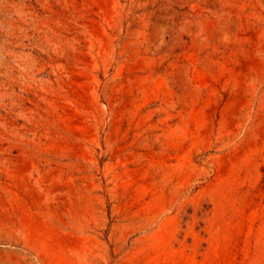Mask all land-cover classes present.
<instances>
[{"label": "rangeland", "instance_id": "rangeland-1", "mask_svg": "<svg viewBox=\"0 0 264 264\" xmlns=\"http://www.w3.org/2000/svg\"><path fill=\"white\" fill-rule=\"evenodd\" d=\"M263 225L264 0H0V264H253Z\"/></svg>", "mask_w": 264, "mask_h": 264}, {"label": "bare ground", "instance_id": "bare-ground-1", "mask_svg": "<svg viewBox=\"0 0 264 264\" xmlns=\"http://www.w3.org/2000/svg\"><path fill=\"white\" fill-rule=\"evenodd\" d=\"M116 3V2H115ZM120 4V3H119ZM114 7V6H113ZM120 7V6H119ZM120 9V8H119ZM118 11V10H117ZM116 13V12H115ZM108 14V13H107ZM66 17V16H65ZM108 20V19H107ZM109 20H110V18H109ZM112 22V21H111ZM220 22V21H219ZM211 25V24H210ZM98 29H100V28H98ZM100 31V30H99ZM102 31V30H101ZM100 31V32H101ZM105 33V32H104ZM103 34V33H102ZM94 35V34H93ZM98 35V34H97ZM95 36V35H94ZM101 37V36H100ZM95 40H97V39H95ZM102 40V39H101ZM105 42V41H104ZM103 43V42H102ZM106 43V42H105ZM92 45V44H91ZM128 45V44H127ZM97 47V46H96ZM262 47V46H261ZM96 53V52H95ZM91 63V62H90ZM87 76V75H86ZM247 77V76H246ZM244 78V77H243ZM245 79V78H244ZM247 79V78H246ZM250 81V80H249ZM260 81H261V79H260ZM241 83V82H240ZM87 85H88V82H87ZM257 87H256V85H255V82L254 81H250V82H245L244 83V89L243 90H245L244 92H245V94H246V96H248V95H254V94H256V92H255V89H256ZM89 89V88H88ZM87 93V92H86ZM93 96V95H92ZM69 99V98H68ZM77 99V98H76ZM249 99L250 98H248V97H245L242 101H241V103H240V105H239V111H238V116L240 117V120H238V124H237V127L235 128V130L232 132V136H235L236 134H239V133H241V128H244V124L246 123V121H248L249 122V115H248V112L249 111H251V108H252V106H251V104L252 103H250L249 102ZM112 105V104H111ZM104 107V106H103ZM237 110V109H236ZM83 115V114H82ZM83 121V120H82ZM247 122V123H248ZM81 125V124H80ZM89 126V125H88ZM229 130V129H228ZM228 130H226V131H228ZM229 132H230V130H229ZM234 138V137H233ZM80 153V152H79ZM104 153V152H103ZM250 154V153H249ZM253 154V153H252ZM249 161V160H248ZM236 165H238L237 163H236ZM241 166V165H240ZM239 166V167H240ZM178 167H180V166H178ZM182 167V166H181ZM233 186V183H232V179H231V177L228 175V176H224V178H222V181H221V184L219 185V183L217 184V183H215V185H213L212 186V188H211V195L216 199V197H218V200H217V203H219V202H221L222 201V199H224L225 198V201H228L229 199H228V197L226 198V195L228 194V192H230V190H232V187ZM163 192V191H162ZM113 194V193H112ZM162 194V193H161ZM164 194V193H163ZM162 194V195H163ZM160 195V194H159ZM161 195V196H162ZM177 196V195H176ZM160 197V196H159ZM164 196H162V198H163ZM166 197V196H165ZM161 198V199H162ZM163 200H165L164 198H163ZM220 200V201H219ZM167 201V200H166ZM165 201V202H166ZM163 201H161V205L164 203H162ZM86 204V203H85ZM76 205V204H75ZM163 206H164V204H163ZM167 206H168V204H167V202H166V206H164L163 208H167ZM78 207V206H77ZM219 209V208H218ZM164 210V209H163ZM167 210V209H166ZM226 210V209H225ZM224 210V211H225ZM84 211V210H83ZM93 211V210H92ZM52 215V214H51ZM73 219V218H72ZM168 219V218H167ZM221 219V218H220ZM152 221H150V219H148L147 221H148V223L147 224H144V226H145V228H149L150 226H151V224H154L153 223V220H155V219H151ZM64 225V224H63ZM170 225V224H169ZM163 225H161V227H162ZM75 227V226H74ZM84 228V227H83ZM79 229V228H78ZM173 229V228H172ZM21 230V229H20ZM260 230V232L258 233V236H257V242H258V244H259V247H260V249L258 250L259 252L258 253H256L255 255H256V257H255V259H254V262H253V264H263L264 263V225L259 229ZM57 231V230H56ZM46 232V231H45ZM45 234V233H44ZM66 234V233H65ZM168 235H170L169 233H167ZM167 234H165V235H167ZM38 235H41V234H38ZM54 235V234H53ZM83 235V234H82ZM163 236V234L162 233H160V232H154V234H153V237H152V242H151V246L155 249V248H159L160 249V247L162 246V245H165V246H167V244L170 242V237H171V235L168 237V238H166V236ZM42 236V235H41ZM45 236V235H44ZM46 236H48L47 234H46ZM48 239V238H47ZM75 239V238H74ZM43 240V239H42ZM45 241V240H44ZM49 241H51V240H49ZM53 242V241H52ZM58 243V242H57ZM56 243V244H57ZM80 243V242H79ZM91 243V242H90ZM94 243V242H93ZM92 243V244H93ZM45 244V243H44ZM48 243H46L45 245H47ZM55 244V245H56ZM74 244V243H73ZM58 245V244H57ZM60 245H61V243H60ZM76 245V244H75ZM81 245V244H80ZM79 245V246H80ZM161 245V246H160ZM49 246H50V244H49ZM48 246V247H49ZM78 246V249H81V247H79ZM85 246V245H84ZM83 246V247H84ZM52 247V246H51ZM54 247V246H53ZM52 247V248H53ZM69 249V248H68ZM72 249H73V247H72ZM83 249V248H82ZM58 250H59V248H58ZM61 250V249H60ZM64 250H65V247H64ZM85 250V249H84ZM83 250V251H84ZM50 251H52V249H50ZM55 250H53L52 252H54ZM79 252V250H76V253H78ZM86 251V250H85ZM158 251V250H157ZM56 252V251H55ZM54 252V253H55ZM75 252V251H74ZM75 253V254H76ZM157 253V252H156ZM62 254V253H61ZM61 254H57V255H61ZM56 255V254H55ZM64 255V254H63ZM77 255V254H76ZM45 256V255H44ZM66 256V255H65ZM79 256H81L80 254H79ZM56 257V256H55ZM64 257V256H63ZM153 257V256H152ZM62 257L60 256V258L59 259H61ZM80 258H82V257H80ZM80 258H78V260L80 259ZM158 258V257H157ZM58 259V258H57ZM70 259V258H69ZM70 260H72V259H70ZM44 261V260H43ZM80 261V260H79ZM48 262H49V260H48ZM70 262V261H69ZM75 262H77V261H75ZM81 262H82V260H81ZM150 262V261H149ZM156 262V261H155ZM71 263H73L72 261H71ZM83 263V262H82ZM92 263V262H91ZM80 264V263H79ZM84 264V263H83Z\"/></svg>", "mask_w": 264, "mask_h": 264}]
</instances>
